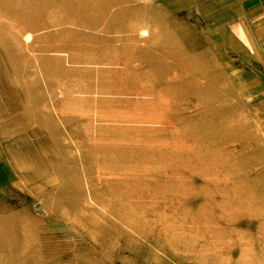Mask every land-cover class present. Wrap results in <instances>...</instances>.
Returning a JSON list of instances; mask_svg holds the SVG:
<instances>
[{"label": "rangeland", "instance_id": "rangeland-1", "mask_svg": "<svg viewBox=\"0 0 264 264\" xmlns=\"http://www.w3.org/2000/svg\"><path fill=\"white\" fill-rule=\"evenodd\" d=\"M89 1L0 0V264H264V0Z\"/></svg>", "mask_w": 264, "mask_h": 264}, {"label": "crops", "instance_id": "crops-1", "mask_svg": "<svg viewBox=\"0 0 264 264\" xmlns=\"http://www.w3.org/2000/svg\"><path fill=\"white\" fill-rule=\"evenodd\" d=\"M21 1L18 0V3ZM89 0H24L23 5L20 3L16 7L18 15L6 14L5 19L16 20L18 18L27 19L24 23L7 22L8 26H81V17L77 15L80 10H89ZM84 3L87 6H81ZM87 3V4H86ZM90 4V3H89ZM23 10V11H21ZM10 16V17H9Z\"/></svg>", "mask_w": 264, "mask_h": 264}]
</instances>
